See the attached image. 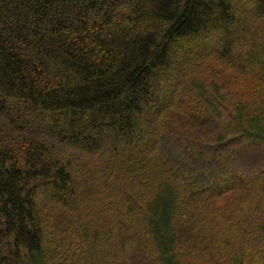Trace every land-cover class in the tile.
Here are the masks:
<instances>
[{
    "label": "trees",
    "instance_id": "1",
    "mask_svg": "<svg viewBox=\"0 0 264 264\" xmlns=\"http://www.w3.org/2000/svg\"><path fill=\"white\" fill-rule=\"evenodd\" d=\"M0 264H264V0H0Z\"/></svg>",
    "mask_w": 264,
    "mask_h": 264
}]
</instances>
